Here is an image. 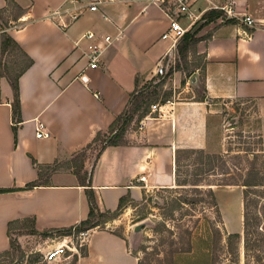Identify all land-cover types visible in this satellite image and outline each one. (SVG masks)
<instances>
[{
  "label": "crops",
  "instance_id": "1",
  "mask_svg": "<svg viewBox=\"0 0 264 264\" xmlns=\"http://www.w3.org/2000/svg\"><path fill=\"white\" fill-rule=\"evenodd\" d=\"M14 1L24 9L19 17L22 24L2 28L7 0H0V32H8L33 63L19 77V111L15 112V93L9 79L1 76L0 57V189L9 190L0 192V252L10 249L11 222L33 220L36 230L52 231L88 217L86 188L74 167L64 162L108 133L131 105V97L160 76L158 66L169 65L176 55L172 42L162 38L169 28L167 15L147 0H117L76 20L65 12L74 7L68 0ZM208 3L232 5L235 16L219 9L221 15L205 23L196 35L197 53L205 57L202 75H185L183 69L174 68L167 80L174 97L167 98L171 102L164 114L151 110L142 114L125 142L107 144L93 169L84 166L92 175L100 210L116 209L121 197L135 187H173L177 150L208 147L216 101L255 100L263 112L264 146V0L200 1L203 7ZM212 10L216 9L206 13ZM247 15L255 19L254 27L241 20ZM87 30L113 38L99 68L88 67L85 41L76 44ZM198 86L200 98H175ZM39 122L49 136H36ZM34 181L40 185L27 189ZM220 194L232 197L235 224L230 223L229 203L224 205ZM215 195L232 230L243 227L242 189L219 188ZM79 264L140 261L125 237L92 229Z\"/></svg>",
  "mask_w": 264,
  "mask_h": 264
},
{
  "label": "rangeland",
  "instance_id": "2",
  "mask_svg": "<svg viewBox=\"0 0 264 264\" xmlns=\"http://www.w3.org/2000/svg\"><path fill=\"white\" fill-rule=\"evenodd\" d=\"M208 5H213V3H208ZM22 15L15 5L7 4L1 16L2 28L5 29L11 25L19 27L22 24L19 17ZM206 15L207 13L202 19ZM1 35L2 31L0 37ZM186 37L187 35L177 44L173 60L169 65L165 64L167 73L148 82L145 88L139 89L140 91L134 95L127 113V116L132 115L133 120L125 124L123 119L117 124L121 130L125 129L119 141L125 142L128 130L138 127V118L145 111L151 110L153 103H163L167 98L174 97L173 90L170 88L171 84L167 85L169 75L174 68L183 69L185 75H192L193 72L202 75L205 57L197 53L195 46L197 37L188 36L185 39ZM0 55L3 70L11 77L16 75L25 63V57L19 49L12 48L3 52L0 46ZM194 87L175 94V98L193 96L200 98L203 95L201 88L198 86L197 90ZM215 103H217L215 104L217 112L213 114L209 145L205 150L210 154L223 156L222 159L216 160L217 167L214 172H221L220 167L223 166L222 161H224L229 172L227 175H198L201 168L205 167L200 163L202 157L190 151V148H185L179 153V179L186 184H175L172 189L148 190L144 187H135L133 191L125 195V201L121 206L118 205L114 210L99 209L97 211L94 223L98 225L80 231L90 233L92 229H101L125 237L130 250L139 257L140 264H246L244 238H242L238 252L235 248L238 243L236 239L231 240L232 249L227 244V233H242L243 235L242 224L237 231H233L229 226L231 222L235 224L237 221V213L229 203L232 197L220 194L222 203L224 205L229 203L227 210L232 218L229 223L218 202L216 201L217 205L213 204L207 183L218 182L217 179L226 176H233L237 181L242 182L249 178V172L255 167L264 169V156L258 160L254 156L255 153L261 151L262 147L264 149V146H261L263 145L261 143L263 112L258 109L255 100L231 102L220 100ZM136 104H140L141 107L133 111ZM115 133L114 129H110L108 133L99 135L72 160L64 162L65 166H73L74 169L79 170L84 164L88 169H93L104 144L112 140ZM84 175L88 177L89 170H86ZM135 184L138 185L136 182ZM229 187L231 186L214 185V190ZM238 187L243 191V186ZM253 198L261 200L255 195ZM240 207L242 223V202ZM253 209L255 212H264V202L255 204ZM139 224L144 226L137 231L136 226ZM262 227H264V217L256 227L261 232H255L252 236L254 248L251 250L248 264H264V229ZM34 230L32 220L16 224L11 230V239L15 248L9 255L0 257V264H79L80 258L87 253L89 233L82 240L78 237L80 231L75 229L63 234L51 232L50 235L45 234L47 229L37 228L36 232ZM69 234L75 235L68 242L71 248H67L62 257L50 262L46 261L44 254ZM255 255L261 257V262H257L253 257Z\"/></svg>",
  "mask_w": 264,
  "mask_h": 264
},
{
  "label": "trees",
  "instance_id": "3",
  "mask_svg": "<svg viewBox=\"0 0 264 264\" xmlns=\"http://www.w3.org/2000/svg\"><path fill=\"white\" fill-rule=\"evenodd\" d=\"M7 4H13L15 5L20 11L21 14L24 13V9L19 6L14 0H7ZM221 15L220 11L217 10H212L210 12L207 13L206 17H204L203 20H205V23L210 22L211 20H213L216 17H219ZM4 29V28H3ZM198 32V31H197ZM196 33H193L192 30H190L186 35L187 37H191L194 38L196 37ZM189 34V35H188ZM187 37L185 39H187ZM197 42V40H196ZM0 46H1V50L3 52L8 51L9 49H19L20 52L22 53V56L25 57V63L23 64V66L21 67V69L18 71V73L16 75H14L13 77L5 74L4 70H3V62H2V58H1V76H6L9 81L11 82V85L13 87L14 93H15V112L19 111V100H18V90H19V77L21 76V74L33 63L32 58L27 55V53H25V51H23V49L21 48V46L19 45V43L5 30L2 31V35L0 37ZM1 57V55H0ZM135 95V94H134ZM134 95L131 97V104L133 102V98ZM131 106V105H130ZM129 106V108H130ZM140 104H136V106L134 107L133 111H136L138 109H140ZM129 108L122 114L120 115L115 123H113L111 129L116 132L115 136L112 140H109L108 143L104 144L103 148L107 145V144H119L122 143L124 141H119L122 138V133L124 134L125 129L121 130L119 127H117V124L124 119V123L128 124L133 120L132 115L127 116V113L129 111ZM148 111H145L143 113V115L147 114ZM119 139V140H118ZM261 143H263V140L261 139ZM261 146H263L261 144ZM83 151V150H82ZM81 151V152H82ZM183 151V149H178L177 153H176V158H175V176H176V184L177 185H184L186 184L185 182H182L179 177H180V155L179 153ZM190 151L200 154L201 155V161L200 163L203 164V166L205 165V167L201 168V171L199 174H215V175H227L229 172L227 171V167H226V162H223V166L220 167L221 172L216 173L214 172V169L217 167V163L216 160L222 159L223 156L221 155H216V154H210L207 150L205 149H194L191 148ZM78 154V153H77ZM256 160H258L260 157L264 156V149L263 147L261 148V151L259 153H255L254 154ZM219 167V166H218ZM44 170V167H39V176H42V171ZM75 173L77 174L79 181L81 182V185L85 186L86 188V193H87V197L89 199L90 202V212L88 217L81 221L79 224L75 225V226H71L68 228H61V229H55L52 231H46L45 234H49L51 232H55V233H68L70 232L72 229L75 230H81V229H88L91 227H94L96 225H98V223H94V218L96 217L97 211H99V207L97 205V201H96V195L95 192L92 188V182H91V178L92 175L89 174V176L87 177L86 175V171H84V164L82 165V167L77 170L75 169ZM218 182H209L207 183V185L209 186L208 188V193L210 194L211 198L213 199V204H216V195H215V190H214V185L217 186H243V235L242 233H227V244L229 246V248L232 249L233 243H232V239H236L237 240V244L235 246L236 248V252H238L242 241L244 238V249H245V259H246V264L249 263L250 261V256H251V250H253V234L255 232H261L259 230L256 229V227L261 223L262 218L264 217V212L258 211L255 212L254 211V206L255 204L257 205L259 202H264V169L261 168H257L255 167L254 170L249 172V178L247 180H242V182H239L236 180L235 177H222L221 179H217ZM193 184H200V183H193ZM40 185L38 183V181H34L31 182L27 185V189L32 188L34 186ZM263 188V189H259V188ZM173 187L170 188H163V189H172ZM4 191H9V190H5V189H0V192H4ZM253 195L258 196L261 200H257L255 198H253ZM125 201V196L121 197L120 202H119V206H121L123 204V202ZM185 202L186 199H185ZM33 221V220H32ZM21 223V221H14L11 222L9 224V229L11 230L16 224ZM264 229V227H262ZM35 229V228H34ZM35 232L37 231L36 229L34 230ZM15 248V244L11 239V246L9 250H6L4 252H0V257L4 256V255H9L11 253V250ZM257 262H261V257H259L258 255L253 256Z\"/></svg>",
  "mask_w": 264,
  "mask_h": 264
},
{
  "label": "built area",
  "instance_id": "4",
  "mask_svg": "<svg viewBox=\"0 0 264 264\" xmlns=\"http://www.w3.org/2000/svg\"><path fill=\"white\" fill-rule=\"evenodd\" d=\"M117 0H68L74 7L71 10H65L69 14L71 19L76 20L86 12H100L104 6L110 3H114ZM151 4L159 6L169 19V28L163 33V39H169L172 42V48H176L177 44L186 36V34L195 25L202 20L203 16L209 9H223L230 16H235L232 5H207L201 6V0H147ZM212 4V3H211ZM57 14H61V11H57ZM246 25L254 27L256 21L251 16H245L241 19ZM66 25V23H64ZM112 36L109 34H98L93 30H87L83 35L76 41L79 45L81 41H85L86 47L84 55L88 60V67L99 68L100 61L103 56L105 49L111 45ZM167 73L164 63H161L157 68V74L163 76ZM171 101L167 99L163 103H153L151 105L152 112H158L164 114V107ZM45 124L42 122L38 123L37 126V137H47L49 133L45 131ZM89 231H80L78 237L84 239L88 235ZM74 234L65 236L58 245L52 247L49 251L44 254L46 261L50 262L62 257L67 248H71L68 244L72 240ZM81 240V241H82ZM77 250V247L75 246Z\"/></svg>",
  "mask_w": 264,
  "mask_h": 264
},
{
  "label": "water",
  "instance_id": "5",
  "mask_svg": "<svg viewBox=\"0 0 264 264\" xmlns=\"http://www.w3.org/2000/svg\"><path fill=\"white\" fill-rule=\"evenodd\" d=\"M205 24V20H201V21H199L196 25H195V27L192 29V32L193 33H196L197 31H199L200 29H201V27L203 26ZM143 224H139V225H137L136 226V230L137 231H139V230H141L142 228H143Z\"/></svg>",
  "mask_w": 264,
  "mask_h": 264
}]
</instances>
